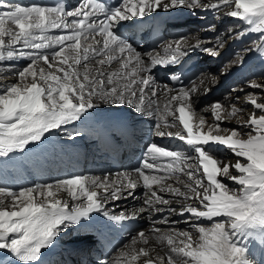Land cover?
Masks as SVG:
<instances>
[{"label":"snow or ice","instance_id":"obj_1","mask_svg":"<svg viewBox=\"0 0 264 264\" xmlns=\"http://www.w3.org/2000/svg\"><path fill=\"white\" fill-rule=\"evenodd\" d=\"M178 8L223 11L249 26L237 37L260 33L264 40V0H118L115 5L107 0H81L72 9L63 3L22 5L0 0V62L29 61L12 70L16 83L0 88V157L23 153L46 139V134L87 119L100 103L154 114L156 134L178 138L187 148L185 152L151 144L139 167L118 173L113 180L74 175L18 191L0 187V250L21 264H41L42 250L91 214L102 213L116 222L129 219L124 213L110 214L105 203L143 187L147 207H141L140 213L163 210L154 205L169 206L170 212L195 221L190 228L198 232V241L194 243L190 230L171 228L165 233L154 227L148 234L139 231L124 245L127 250L102 264H254L244 241L251 238L264 244V102L249 93L246 103L261 114L253 112L228 135L213 134L221 131L225 111L224 105L214 102L211 112L218 123L205 131L206 120L197 113L194 97L209 91L206 85L215 76L173 89L160 86L152 75L157 65L178 64L199 43L192 45L189 37L181 36L166 43L163 54H142L120 32L125 22ZM53 30L63 34L49 35ZM220 47L223 44L218 42L203 51L215 57ZM255 50L264 55V43L256 44ZM242 61L243 57L237 63ZM170 79L181 82L178 74ZM249 87L264 91V84L251 82ZM160 96L166 98L163 105L158 103ZM238 111L242 109L232 105L228 115ZM178 125L182 130H169ZM67 135L74 139L81 133ZM219 146L231 151L237 158L234 163L216 155ZM225 179L237 187L230 188ZM62 191L70 197L71 206L58 198ZM164 193L175 199L165 198ZM173 203L180 205L179 210L171 207ZM159 223L177 221L164 218Z\"/></svg>","mask_w":264,"mask_h":264},{"label":"bare ground","instance_id":"obj_2","mask_svg":"<svg viewBox=\"0 0 264 264\" xmlns=\"http://www.w3.org/2000/svg\"><path fill=\"white\" fill-rule=\"evenodd\" d=\"M11 2H14V3H16V2H18V3H21V1H26V0H10ZM204 2L205 3H210V2H215V0H204ZM211 16H212V18L217 22V29H213L212 31H217V32H219L220 30H224V33H228V31L230 30V28L232 27V26H237V28H238V25L236 24V23H234V25L232 24V20H231V17H229V16H225L224 15V12L223 11H217V12H214L213 14H211ZM211 31V32H212ZM210 32V29H202L200 32H198L197 34H195V35H192V36H190L189 37V43L190 44H192V45H196L197 43H199V47H197L196 49H195V51H197V54H199V55H201V57H203V50L202 49H204L205 47H207V43H210V42H212L210 39H208V36H213V34ZM223 32V31H222ZM261 43H264V40L261 42ZM260 43V44H261ZM215 44L214 43H211V45L209 46V48H211V47H213ZM18 48L20 47V46H17ZM251 48H253V51H251L250 53H249V55H247V56H245V54H243L244 55V59H243V61L242 62H239V63H243V62H247L250 58H252V57H254V59H256L257 57L260 59V56H261V53L260 52H258V51H256L255 50V46H250ZM46 51H51L50 49L49 50H46ZM203 60L204 61H206L205 60V58H203ZM214 61H216L217 62V66L216 67H212V66H209L208 65V63H207V65H208V67H209V69L208 70H210V69H212V71H210L209 72V76L208 77H205L204 79H206V81L207 80H209L211 77H213V76H215V79L214 80H212L211 81V83L210 84H207L206 86L210 89V86H212V85H215V84H217V83H219L220 82V80L222 79V77H224L225 78V76H227L228 75V73H233L237 68L236 67H231V70H230V67H226V66H229L228 64H226L225 66H222L221 64H222V59H217V60H214ZM214 61H212V62H214ZM29 61L28 60H26V59H21V60H19V61H9V62H0V75L2 74V75H4V76H7V78L9 77L10 79H12V80H14V82L13 81H8L7 82V84H5L4 86H6V85H8V84H12V83H16L17 82V77L15 76V75H13L12 74V70L13 69H15V70H19L20 68H22V67H24L27 63H28ZM239 66H240V64H239ZM238 66V67H239ZM263 69V68H262ZM258 73L256 72V71H252V70H248V74H247V76L248 77H250V78H252L251 79V82H256V83H258V84H264L262 81H258V80H260V78L259 79H255V76L257 75ZM262 78V77H261ZM250 82V83H251ZM250 83L248 84V86L250 85ZM4 86H2V87H4ZM258 97V96H257ZM264 97V96H263ZM258 99H259V97H258ZM262 100V99H261ZM261 102V101H260ZM233 105H235V107L237 108V109H240V108H242V106L243 105H245L244 104V101H241V102H239L238 104H233ZM201 111V113H206V112H210L211 113V109H210V106H205V107H203L202 108V110H200ZM231 111V109L230 108H226L225 107V111H224V113H223V115H224V122L225 121H232L233 122V120H231L230 119V117H228L229 115H228V113ZM238 114H240V115H242L241 116V118L239 117L240 115H238ZM245 113H243V112H239L238 111V113H237V120L235 121L236 123H239V122H245L246 120H247V117H245V116H243ZM211 117H212V121H211V123H207V124H205L204 125V127H207V128H209V127H213L215 124L213 123V121H216L215 119H214V116L213 115H211ZM210 117V118H211ZM204 119L206 120L207 119V117H204ZM235 120V119H234ZM243 123H239V124H243ZM229 129H227V128H221V131L219 132V133H216V132H214L213 134H220V135H228V134H230V131H228ZM231 130V129H230ZM241 131H242V129H241ZM67 133H65V135H66ZM242 138H246V137H242ZM43 150V148H39V149H37V150H33L31 153H30V155L31 156H33L34 154H40V152ZM221 152H220V151ZM222 151H226L225 153H222ZM50 154H51V152H50ZM216 155L221 159V160H224V161H226V162H235V160L237 159L232 153H231V151H229L228 149L227 150H225V147H223V146H219V149H218V151H217V153H216ZM0 168H2L1 166H0ZM29 168H31V167H29ZM56 165H54V166H52V165H48V166H45V168H44V170H33L32 168V170H33V172H34V174L35 175H37L38 177H46L47 179H48V181H49V183H54L55 181H57V178L59 177V174H58V172L56 171ZM1 173V172H0ZM6 174V176H2L1 174H0V182H2V183H6V184H8V186L7 187H9L11 184H15V180H14V176H15V173L14 172H9V173H5ZM22 182H24V178L22 177V179H21V181H20V183H22ZM226 184H228V186L230 187V188H235V187H237L235 184H233L231 181H228V180H226L225 179V181H224ZM35 184H37V182H35L34 184H32L31 186H34ZM31 186H29V187H31ZM14 188V187H13ZM164 196H165V198H167V199H170V200H174L175 198L174 197H172L170 194H168V193H164L163 194ZM58 198L59 199H61V200H68L69 201V203H70V205H71V200H70V197L68 196V194L66 193V192H60L59 194H58ZM6 203H7V201H6ZM157 206H163V205H157ZM171 207H175L177 210H179V208H180V205L179 204H175V203H173L172 205H171ZM162 209H165V208H169V206H163V207H161ZM176 215H175V212H171V213H169V214H164L162 217H163V219L164 218H167L169 221H177V223H175V224H166L167 226H164V227H162L161 228V231L162 232H168L169 231V229H171V228H175V229H177V230H190V231H192V233H193V241H194V243L195 242H197L198 241V232L195 230V229H189V225H190V223H193V222H195V221H192V220H190V218H187V219H175L174 217H175ZM215 219H221V218H215ZM187 221L189 222L188 223V225H186L187 224ZM201 224H203V225H205V226H210L211 225V222L210 221H207V220H202L201 222H200ZM208 223H210V224H208ZM86 236H82V237H80L81 239H83V238H85ZM9 256V257H11V258H14L9 252H7L6 250H0V260H2L3 261V264H7L8 263V260L5 258V256ZM120 255H118L117 256V258L119 257ZM250 259H252L253 260V262H254V264H257L256 263V261H254V259L253 258H250Z\"/></svg>","mask_w":264,"mask_h":264},{"label":"rangeland","instance_id":"obj_3","mask_svg":"<svg viewBox=\"0 0 264 264\" xmlns=\"http://www.w3.org/2000/svg\"><path fill=\"white\" fill-rule=\"evenodd\" d=\"M223 31V32H222ZM220 32V34H226V33H224V30H220L219 31ZM212 33V32H211ZM213 36H208V39H210L211 41L213 40V38H212ZM258 40V39H257ZM256 40V41H257ZM252 45H254V43L252 44ZM207 47H209V46H207ZM251 48V47H250ZM243 51H245L244 49H243ZM247 51V50H246ZM204 55V54H203ZM240 55V57H244V55L243 54H239ZM204 58V57H203ZM244 59V58H243ZM206 60V59H205ZM240 60V59H239ZM263 61H264V59H262ZM233 62L235 61V59H233L232 60ZM208 65L209 66H212V67H216L217 66V62L216 61H214V62H211V63H208ZM228 65H230V70H231V67L234 65V63H232V64H228ZM223 66V65H222ZM225 66V65H224ZM234 67V66H233ZM263 68V69H262ZM257 75L255 76V79H259L260 78V80H258V81H262L263 83H264V64H262L259 68H258V71H257ZM259 77V78H258ZM262 77V78H261ZM13 81L14 82V80H12V79H10L9 77L7 78V76H4V75H0V88H2V86H4L5 84H7V82L8 81ZM251 82V81H250ZM255 89V88H254ZM257 89V88H256ZM258 90V89H257ZM256 93H259V95H255L256 97L258 96L259 97V99H258V97H257V99H258V102H264V91H258V92H256ZM246 96V94H243V95H240V97H238V99H240L241 97H245ZM262 99V100H261ZM238 101V100H237ZM241 101H244V104L245 105H243L242 106V108H243V113H245L243 116H245V117H247V119H248V117L250 116V115H252L253 114V112H255L257 115H259V114H261L260 113V111L259 110H256V109H254V107L253 106H251L250 104H248V103H246V101H247V99L246 100H244V99H242V100H240V101H238V102H236L235 104H238L239 102H241ZM251 106L252 107V109H251V107H247V106ZM246 107V108H245ZM251 111V112H250ZM238 113V112H237ZM237 113H236V115L235 116H228V117H230V119L231 120H233V122L232 121H225V122H223L222 124H226V127L225 128H227V129H233V128H237L239 125H241V124H239V123H243V122H239V123H236L235 121L237 120V116L238 115H240V114H238L237 115ZM241 116L242 115H240L239 117L241 118ZM235 119V120H234ZM247 121V120H246ZM245 131H247V129H242V133L243 132H245ZM225 150H227L226 148H225ZM220 151V150H219ZM221 152V151H220ZM226 151H222V153H225ZM189 229H191L190 227H189Z\"/></svg>","mask_w":264,"mask_h":264}]
</instances>
